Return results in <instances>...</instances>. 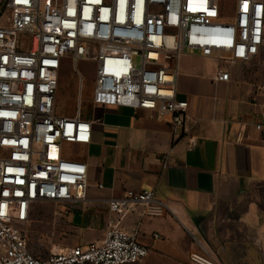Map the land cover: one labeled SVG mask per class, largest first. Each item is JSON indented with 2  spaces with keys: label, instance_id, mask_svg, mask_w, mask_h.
Returning <instances> with one entry per match:
<instances>
[{
  "label": "built area",
  "instance_id": "obj_1",
  "mask_svg": "<svg viewBox=\"0 0 264 264\" xmlns=\"http://www.w3.org/2000/svg\"><path fill=\"white\" fill-rule=\"evenodd\" d=\"M222 1L6 0L0 18V264H138L152 255L122 223L140 207L143 216L164 215L168 208L153 191L109 200L103 241L46 258L30 245L31 212L39 204L89 200V167L79 148L92 143L94 121L81 111V63L94 70L95 107L150 111L176 128L188 120L189 104L177 100L186 50L204 57L227 53L232 64L264 55V0H228L235 4L232 19ZM67 64L79 80L71 117L57 107ZM215 80L230 82L231 74L219 70ZM191 261L218 264L197 254Z\"/></svg>",
  "mask_w": 264,
  "mask_h": 264
},
{
  "label": "crops",
  "instance_id": "obj_2",
  "mask_svg": "<svg viewBox=\"0 0 264 264\" xmlns=\"http://www.w3.org/2000/svg\"><path fill=\"white\" fill-rule=\"evenodd\" d=\"M219 70L231 74L230 82H216ZM177 100L189 109L185 125L176 128L150 111L97 107L93 141L81 148L89 200L36 205L28 232H38L49 211L54 231L71 239L60 251L98 243L111 217L109 200L127 191H153L168 208L164 215L143 216L140 207L122 223L152 249L150 258L194 264L191 256L197 254L218 264H260L264 55L232 64L227 53L204 57L186 50L179 59Z\"/></svg>",
  "mask_w": 264,
  "mask_h": 264
},
{
  "label": "rangeland",
  "instance_id": "obj_3",
  "mask_svg": "<svg viewBox=\"0 0 264 264\" xmlns=\"http://www.w3.org/2000/svg\"><path fill=\"white\" fill-rule=\"evenodd\" d=\"M6 0L0 6V18L7 13L6 12ZM222 8L225 11V16L227 19H232L235 12V4L234 2L223 0L221 2ZM139 59H136V62H139ZM80 70L84 75V91H83V105L81 111L86 117L91 118V120L98 119L97 107L93 104V87H94V70L90 63L83 62L80 64ZM77 78L73 75L72 67L67 64L64 66L59 83V93H58V110L59 114L63 116L71 117L78 110V96H79V88H78ZM99 121V120H98ZM96 123V122H94ZM74 150L73 148H70ZM81 148H79V151ZM82 153V151H81ZM51 212L45 211L46 218L43 219V225L35 234H31L29 231V240L32 249L36 251V254L40 257L46 258L51 253L62 252L59 249L66 248V243L70 242L71 239L60 238L58 234L54 231L48 216ZM59 248V249H58ZM59 250V251H58ZM57 251V252H56ZM138 264H192L189 263H167L162 262L160 258H146L142 262ZM195 264V263H194ZM260 264H264V253L260 252Z\"/></svg>",
  "mask_w": 264,
  "mask_h": 264
}]
</instances>
